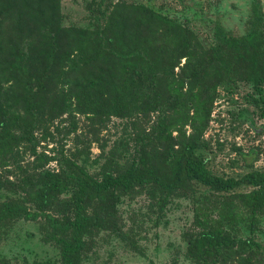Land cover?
Here are the masks:
<instances>
[{
  "label": "trees",
  "instance_id": "16d2710c",
  "mask_svg": "<svg viewBox=\"0 0 264 264\" xmlns=\"http://www.w3.org/2000/svg\"><path fill=\"white\" fill-rule=\"evenodd\" d=\"M61 15L59 0H0V129L8 133L22 120L16 117L21 109L34 117L46 116L45 97H52V111L71 108L72 98L77 97L80 103L85 101L90 114L117 115L128 107H121L122 101L114 107L116 95L143 93L150 97L154 111L161 112L156 130L168 151L159 168L118 176L106 173L101 181L68 172L64 180L44 182L45 188L35 192L34 199L62 217L51 221L66 236L61 264H79L89 235L98 228L117 227L116 207L123 195L146 191L163 208L190 181L223 196L215 204L219 219L207 220L196 245L204 247L201 258L218 260L234 253L235 247H244L250 252L244 264H264V243L256 238L264 219V172L252 170L240 178L218 176L210 171L205 154L210 150L206 133L220 85L239 80L256 87L264 83L260 5L253 4L244 37H232L217 25V44L210 50H204L191 30L152 8L117 5L105 26L91 32L65 28ZM30 27L40 29L43 46H24L23 32ZM38 102L42 106L37 113ZM240 188L251 191L236 193ZM64 193L70 197L61 198ZM13 217L37 221L41 214L16 201L3 203L0 223ZM243 226L250 237L241 238Z\"/></svg>",
  "mask_w": 264,
  "mask_h": 264
},
{
  "label": "rangeland",
  "instance_id": "374dc122",
  "mask_svg": "<svg viewBox=\"0 0 264 264\" xmlns=\"http://www.w3.org/2000/svg\"><path fill=\"white\" fill-rule=\"evenodd\" d=\"M59 3L65 28L89 32L99 25L105 26L117 5L152 8L191 30L204 50L217 44V25L232 37H244L250 29L253 4H259L264 12V0H59ZM27 29L23 32L24 46H43L40 29ZM9 32L15 38L16 32L11 27ZM70 86L65 87L66 91ZM258 87L242 80L219 87L206 133L210 150L205 152L210 171L218 176L240 178L252 170L264 172V83ZM104 96L108 99L106 91ZM116 96L114 107L121 101V107H128L117 115L108 111L90 114V109L84 107L85 101L80 103L77 97L72 98L71 108L55 107L52 111L50 96L45 97L46 116L34 117L21 109L16 117L21 116L22 120L11 126L8 133L0 129V207L7 201H16L41 214L37 221L13 217L0 223V264H61L66 236L55 230L51 221L62 217L34 199L35 192L45 188L44 182L64 180L68 172L101 181L106 173L118 176L141 172L146 167L159 168L164 163L168 151L158 138L160 131L156 130L161 112L154 111L150 97L143 93ZM40 106L38 102L37 113ZM250 191L240 188L236 193ZM66 196L70 197L67 193L60 197ZM222 197L191 181L179 195L171 196L163 208L160 200L157 204L146 191L123 195L116 207L117 227L98 228L89 235L88 249L80 256L79 264H244V258L250 255L244 247L240 250L235 247L234 253L220 255L218 260L201 258L204 247H196L207 220L219 219L215 204ZM240 236L243 239L251 234L243 226ZM256 238L264 243V219Z\"/></svg>",
  "mask_w": 264,
  "mask_h": 264
}]
</instances>
